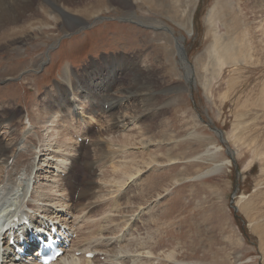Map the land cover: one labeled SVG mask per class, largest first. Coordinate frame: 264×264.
I'll return each mask as SVG.
<instances>
[{"label": "rangeland", "instance_id": "obj_1", "mask_svg": "<svg viewBox=\"0 0 264 264\" xmlns=\"http://www.w3.org/2000/svg\"><path fill=\"white\" fill-rule=\"evenodd\" d=\"M38 1L54 15L50 0H33ZM130 3L94 1L84 13L83 4L70 1L64 9L83 23L72 27L60 11L55 23L42 22L38 11L34 27L1 39L0 98H11L5 105L9 115L20 113L4 116L0 108V137L6 143L19 141L9 167L22 152L32 156L37 152L41 157L34 163L30 157L22 159L26 163L17 176L26 177V200L41 205L44 201L38 198L44 197L58 211L74 209L73 216L64 218L79 230L75 247L83 253H69L66 259L116 264L124 254L131 259L127 264H264V29L260 26L264 16L259 7L264 0ZM187 12L192 22L189 31L183 23ZM174 36L181 39L188 59L180 57ZM215 39L221 41L220 47L233 46L239 63L227 60L220 70L213 63L208 72L211 82L205 87L198 70L204 72L201 60L213 54ZM242 45L249 48L247 60L242 58ZM131 59L142 70L149 65L153 73L135 75L132 70L137 67ZM184 65L192 68L188 69L193 76H187ZM68 72L80 87L69 98L82 116L72 114L54 123L44 111L54 101L58 85L66 84ZM124 86L133 92L118 108L125 115L118 124L112 116L115 103L102 97L109 98ZM87 92L93 101L83 98ZM91 106H96L94 111ZM135 108L143 109L146 116L134 119ZM36 141L42 152L35 148ZM60 142L67 146L58 148ZM82 143L83 150L87 145L93 148L88 157L93 176L89 178L87 161L80 158L67 190L64 178L70 159L65 168L49 157L52 163L46 166L43 155L55 151L54 155L73 157L76 145ZM220 162L225 164L215 172L213 167ZM123 177L125 183L117 184ZM90 180L96 184L91 198L86 205L71 207V201H78L76 182L82 188L85 183L90 186ZM17 186L13 193L18 195ZM3 201L0 198V215L5 216L4 209L16 206L3 208ZM129 214L133 217L127 223ZM112 227L116 230L110 231ZM105 237H113L117 244L109 243L108 249L124 246L127 254L116 249L114 255L103 248L94 258H85L88 250L98 251L92 248Z\"/></svg>", "mask_w": 264, "mask_h": 264}, {"label": "bare ground", "instance_id": "obj_2", "mask_svg": "<svg viewBox=\"0 0 264 264\" xmlns=\"http://www.w3.org/2000/svg\"><path fill=\"white\" fill-rule=\"evenodd\" d=\"M51 3H52V8H53V14H48V10L46 8V5L45 4H42L40 1L38 2H33V0H0V41L2 38H7V37H10L12 35H15L17 33H20L21 31L23 32L27 27L31 28V27H34L35 25V20L37 18H34L37 14V12L39 11V13L42 14V18L39 19L40 21L44 22V21H47L48 19L52 20L53 23L56 22V19L58 18L57 16V12L60 11L61 15L67 19H65L66 21L69 22V24L74 27L75 24L77 23H83L81 22L80 18L78 17H71L70 14H68V12H66V10L64 9V7L66 6H70V1L74 4L76 3H81L83 4V6H80L81 7V11L86 13L88 12L89 10V7L92 6L94 7V1H100V0H50ZM118 1H121L122 3H129V4H132L130 3L131 0H118ZM133 2V1H132ZM74 7H76L77 5H74ZM153 6V5H151ZM260 7V11L263 13V16H264V11L261 9L262 7H264V4L262 5H259ZM49 8V7H48ZM79 9V7H78ZM51 10V9H50ZM62 10V11H61ZM191 10V9H190ZM190 10H188L190 12ZM29 12V13H28ZM24 14H27V16L25 15L24 17ZM183 15V13H181ZM53 17L52 19L50 18V16ZM60 16V15H59ZM61 17V16H60ZM212 19H214L213 17H211ZM183 20V19H182ZM73 21H76V23H74ZM185 21V22H184ZM189 22H191V19L189 20V16H188V12L186 13V15H184V20H183V23H185V27H187L188 31H189ZM192 24V22H191ZM263 22H260V26L264 29V26H263ZM70 26V27H71ZM57 27V26H56ZM245 32V31H244ZM175 40H177V44L175 45L176 47V50L177 52L179 51V55L180 57L182 58V60L184 61V59L186 58L185 55H187L186 51H185V48H184V44L182 43L181 39H176V37L174 36L173 37ZM173 39V40H174ZM219 39H215V42L213 44V54L209 53V55L205 56V58H207L205 61L204 59L201 60V63H200V67L202 70H204V72H202L201 70L199 71L198 70V77L203 81V85L205 87H208L210 85V77H209V71H210V66L213 65V63H216V65L218 66V70H220L224 64L226 63L227 60H231L232 62L234 63H239V60H235L236 58H238V51L235 50V48L233 46H230V45H227L224 47V45H222L221 47L219 46ZM221 44H224L223 41ZM242 48L244 49L243 51V59L246 58L247 60V57L250 55L249 53V48L245 49V45H242ZM217 52V54H216ZM216 54V58L215 59H211V57L213 55ZM183 55H184V59H183ZM251 57V56H250ZM250 57L248 59H250ZM241 58V59H242ZM240 59V60H241ZM187 60V59H186ZM251 60V59H250ZM131 61L134 63L133 65L135 67H137V70H132V72L135 74V75H144L147 77L148 74H151L153 73V69L151 67H147V70L144 69L142 70V68L140 66L142 65H139L138 62L136 61V59H131ZM231 62V63H232ZM245 63H247L245 61ZM189 64V63H188ZM183 66V65H182ZM184 67H186L187 69L190 68L192 70L191 67H188V65H184ZM190 69L187 70L188 72V75L187 76H193L192 75V71L190 72ZM197 69V68H196ZM217 70V72H218ZM193 72H194V69H193ZM132 73V75H133ZM217 75V74H216ZM215 76V75H214ZM145 77V78H146ZM135 78V77H134ZM141 78V77H140ZM144 78V77H142ZM191 79V78H190ZM200 80V81H201ZM247 82V81H246ZM77 83L78 82H73L71 76H70V73L68 72L66 74V84L65 85H58V93L55 95V98H54V101L51 103L49 109H45L44 113H47L49 115V117L51 118L52 117V121L54 122V120L56 121V119L58 120V122H61L63 121L64 119H66V116H70L72 114H74L75 117H79L80 115V111H78L76 108H78V106L76 105L75 106V102L74 101H71L70 98H69V95L74 93V92H77V90L80 88V87H77ZM135 84V83H134ZM133 84V85H134ZM131 86V85H130ZM135 87V86H134ZM117 90H120L119 88ZM56 92V90H54ZM133 90H131V87H126L124 86L123 88L121 87V91L120 94L119 92H112L110 97L108 98L106 95H103L102 97V101L104 100H107L109 99L110 103H115L116 107L114 106L115 110L112 111V116L114 117L113 119H117V122L118 124H121L122 121L125 120V115H123L124 113L120 112V110L118 109L119 107H123V104L126 102V97H128V95H130V93H132ZM53 93V92H52ZM54 95V94H53ZM78 95V94H77ZM68 96V97H66ZM132 97V96H131ZM84 99L86 98H89L90 100L93 101V99L91 98L90 94L85 93V95L83 96ZM82 98V99H83ZM11 98L9 96H7L6 98L4 99H1L0 98V108L3 109V115L4 116H7L9 115V113L7 112L6 110V103H8V101L10 100ZM136 99V97H135ZM75 100V99H74ZM124 100V101H122ZM154 101V100H153ZM45 102V101H44ZM51 102V101H50ZM80 102V101H79ZM262 103V102H261ZM79 104V103H78ZM46 105V104H45ZM83 106V105H82ZM81 107V106H80ZM96 107V106H95ZM95 107L94 106H91V111H94L95 110ZM134 107V106H133ZM127 108V107H126ZM86 109V108H85ZM88 109V108H87ZM136 111L133 115V117H135L134 119H141L142 117L144 118L145 113L143 112L144 110L141 109V108H135ZM20 113H18L17 111H14L12 113V115H9V116H14V115H18L19 116ZM42 116V115H41ZM82 116V115H80ZM2 118V117H0ZM80 118V117H79ZM84 117H82L81 119H83ZM43 119V118H42ZM52 122V123H53ZM1 123V121H0ZM55 123V122H54ZM71 123V122H70ZM139 123V122H138ZM69 125V124H68ZM118 126V125H117ZM141 128H144L140 125ZM31 128V127H30ZM28 128V129H30ZM140 128V129H141ZM144 130V129H143ZM27 133H25V137L26 135L29 134L28 131H26ZM32 131L30 130V133ZM67 132V131H66ZM62 133V132H61ZM200 133V132H199ZM202 133V132H201ZM33 134V133H32ZM30 134V135H32ZM66 134V133H65ZM127 134V133H126ZM126 134H124L126 136ZM131 134V133H130ZM141 134H142V131H141ZM196 134V133H194ZM203 134V133H202ZM72 135V134H71ZM129 135V134H128ZM127 135V137H128ZM133 135V134H132ZM144 135V134H143ZM68 135L66 134V137ZM64 137V135H63ZM69 137V136H68ZM88 137V136H87ZM130 137H128L127 139H129ZM144 138V137H143ZM66 139V138H65ZM70 139V138H69ZM94 139V138H93ZM126 139V137L124 138V140ZM126 139V140H127ZM135 139V138H134ZM16 139H13L12 142L10 143H6L3 141V139L0 137V161L2 160L3 162V165L0 167V184L3 183L2 186H0V198H2L4 201H3V208L4 206L6 207V205L11 207L13 205L16 206V208L14 209H4L6 212H7V215L8 217H6V219L4 220L3 224H8L9 221H11L10 219L13 217L14 219L16 218V216H18V214L21 212V211H24L22 213H20V218H18L16 221H15V225H19L20 224V221H22L24 219V217L30 216L31 220H33V222H36L38 224V227H39V230H42L43 228H48L50 226H52L49 222V219H57V218H61L62 217V214L65 213V214H72V216L74 215V209H72L71 211H66V209H61L58 211V209L55 211V209L53 208V205H51L50 203L48 202H52L50 200H48V198H44L42 197L41 199L38 198V200H43L44 203L41 204V205H38V204H33V202L28 199L26 200V196H27V192L29 191V187L27 188V184L24 182V180L26 179V177H20L18 178L17 176L19 174H21V171L23 169V167L25 166V163H26V160L30 157L31 159H33V162H35L36 158L38 157V153L35 152L33 153V156L30 154V153H24L22 152L21 153V157L19 160H15L14 163H11V167H9V159L14 157L15 154H16V148L14 147L15 145H18L19 141L18 142H15ZM30 138L27 139L28 142ZM71 140V139H70ZM150 140V139H149ZM26 141V140H25ZM144 141V140H143ZM147 141V140H146ZM107 142V141H106ZM127 142V141H125ZM36 143V146L35 148L39 149L38 147H40L39 149V152H42L43 149H42V145L39 144V142H35ZM58 143V142H57ZM102 143V142H101ZM13 144V145H12ZM71 144V143H70ZM69 144V145H70ZM77 144V142L75 143ZM27 145V144H26ZM31 145V144H30ZM66 145L65 142H60L57 146L58 148L60 147H64ZM80 144H78V147L76 145V149H75V152H76V156H73V157H70V156H61L60 153H57V155H54L53 153H56L55 151H51L50 153H47L44 156L43 159V162L45 164V162H47V165H50L52 162H50V160L47 161V159H49V157L51 158H56V160L58 161V163L62 164L65 168L67 167V163L66 161H69L70 159V165L66 168V178H64V181L66 182L65 186L66 189L70 190L71 189V183L73 180H75L76 178V170L75 168H77V164L78 162H80V158H85L86 161H87V167H88V171H87V167L86 165L84 166V170L87 171L88 175H89V178L91 177V175L93 176V172H94V169H93V166H92V161L91 159L92 158H88L89 155L91 154V150L93 149H90V146L87 145V147L83 150V147L82 146H85V143H82L80 146ZM67 146V145H66ZM72 146L74 145H71V148H73ZM28 147V145L26 146ZM218 148V147H217ZM216 148V150H217ZM64 149V148H63ZM104 149V148H103ZM47 150H50L49 149V146L47 148ZM71 150V149H70ZM208 151H210L208 149ZM216 152V151H215ZM62 153V152H61ZM52 154H53V157H52ZM59 154V155H58ZM16 157V156H15ZM27 159H26V158ZM39 157H41L39 155ZM25 158L26 160L23 161L22 159ZM28 161V160H27ZM42 161V160H41ZM84 161V160H82ZM81 161V162H82ZM226 163L228 161H225ZM225 162H220V163H216L213 167V170H215V172H218V171H221V167L225 164ZM58 163H56L58 165ZM1 165V164H0ZM38 165V164H37ZM42 165V164H41ZM84 165V163H83ZM43 166V165H42ZM61 166V165H59ZM29 168H30V171L33 172V165H29ZM7 169V170H6ZM25 169V168H24ZM59 169V168H58ZM45 170V169H44ZM131 170V168H130ZM48 171V170H47ZM78 171V170H77ZM125 171L127 172V169H125ZM133 171V170H132ZM137 171V170H136ZM211 171H208V172H205L203 173L202 175H207V173H210ZM214 172V171H212ZM27 173V172H26ZM17 174V175H15ZM127 174V173H126ZM130 173H128L127 175H129ZM46 175V174H45ZM16 176V177H15ZM39 175H36L35 177V182L37 183L38 180V177ZM41 176V175H40ZM47 177V176H46ZM78 178V177H77ZM87 180V179H86ZM125 178L123 177L122 180L118 181L117 184H122V183H125ZM63 181V183H64ZM91 181V185L86 187L88 184L85 183V185L81 188V185H80V182H79V185L76 181V186L73 187V189L75 190H79L78 191V201L76 204H74L75 202L74 201H71L72 204L71 207H77V205H86L85 200H89L91 197V192L94 191V188H95V183ZM17 182H19V185L17 184ZM74 184V183H73ZM72 184V185H73ZM83 184H84V181H83ZM95 184V185H94ZM18 185V186H17ZM40 185V184H39ZM39 185H37V189H39ZM78 185V186H77ZM19 188L18 189V195L16 193H13V191L15 190L16 191V188L14 189V187ZM51 191L53 188H50ZM81 189V190H80ZM69 192V191H68ZM34 193V192H33ZM37 193V191L35 192V194ZM15 194V195H13ZM31 194H32V191H31ZM34 194L33 198L34 199H37V196ZM38 195V194H37ZM42 195H44L42 193ZM41 195V196H42ZM60 195V194H59ZM44 196H47V195H44ZM52 196V195H51ZM71 195H69L68 197H70ZM73 196V195H72ZM48 197V196H47ZM93 197V196H92ZM50 199V198H49ZM75 199V198H73ZM6 200V201H5ZM72 200V199H71ZM116 200V199H115ZM59 202V201H58ZM53 203H56V202H53ZM31 205V206H30ZM88 205V204H87ZM22 206H26V208H30L33 212H38L39 214L36 215V213L33 215L32 213L28 212L27 210H24V208H22ZM89 206V205H88ZM53 208V209H52ZM88 209V208H87ZM90 210V208H89ZM5 211H4V214H5ZM67 213H66V212ZM71 212V213H70ZM3 213V212H1ZM128 213V212H127ZM132 215V214H131ZM131 215L129 214L126 222H130L131 221ZM2 216V215H1ZM4 216V215H3ZM59 216V217H58ZM126 217V216H125ZM133 217V215H132ZM63 218V217H62ZM115 219V218H113ZM66 221H68L66 218L64 219ZM58 221V220H56ZM115 222H117V220H115ZM65 224V223H64ZM70 224V223H69ZM118 224V222L116 223ZM72 227L73 224L71 225ZM124 226V225H123ZM118 228V227H117ZM21 229V228H20ZM71 231L73 230L71 227L69 228ZM108 229H106L105 231L107 232ZM111 230H116V227H112L110 229ZM11 231H14V228L13 229H10L9 231H6L4 233V236H6L8 233H10ZM0 232H1V221H0ZM74 232H77V236L76 238L71 241V244H70V249H71V252L72 254L76 253L79 248H76L75 246L78 247V245H76V240L79 238V230H75L74 228ZM85 234V233H84ZM82 233V238L83 235ZM104 235L106 236H109L111 235V233L109 234H106L104 232ZM119 235V234H118ZM123 234H121L119 237H121ZM86 236V235H84ZM91 237V236H90ZM89 237V238H90ZM118 237V236H117ZM89 238H85V239H89ZM114 238L112 237H105L104 240H102L101 242L102 243H99L97 242L99 245L98 246H94L92 248V250H98L96 251L97 255L98 253H101L99 252V250L105 248L108 252L110 253H114V255L116 254L115 250L116 249H119L121 251H119L118 253H125L127 254V252L124 249H126V247L124 246H119L120 248H112V249H108L109 247V243L111 244H116V241H113ZM119 239V238H118ZM91 241V240H90ZM6 243V248L8 249L7 251V256H6V260H4L5 262H14L13 260V256H12V252H14V248L10 247L7 245V242ZM134 244V243H133ZM74 245V246H73ZM87 245V244H86ZM95 245V244H94ZM132 245V243L130 244ZM129 246V245H127ZM75 247V249H74ZM80 247H83V246H80ZM116 247H117V244H116ZM87 248V246H86ZM85 248V249H86ZM140 248H144L143 246H141ZM154 248V245L150 246L149 249H153ZM74 249V250H73ZM132 249V248H131ZM11 250V251H10ZM128 250V249H127ZM139 247L138 249H134V252L136 251H139ZM87 251V250H86ZM89 252H91V250H88ZM103 251V250H102ZM105 251V250H104ZM106 251V252H107ZM131 251V250H130ZM133 252V251H132ZM69 255V254H68ZM78 255V254H77ZM123 256L122 257V260L121 261H118V263L116 264H127L131 261V259H128L124 254H122ZM170 255V254H169ZM66 256V255H65ZM65 256H63V258H60L59 260H57L56 262H54L53 264H81L80 262H77V261H74V260H71L69 259V257H67V259L65 258ZM116 257V256H114ZM85 258H88L86 257L85 255ZM90 258V257H89ZM138 258V257H137ZM28 259H32V256H29ZM9 260V261H8ZM135 260V258H134ZM100 261V260H99ZM99 263V262H98ZM5 264V263H3ZM12 264H15V263H12ZM104 264V263H103Z\"/></svg>", "mask_w": 264, "mask_h": 264}, {"label": "water", "instance_id": "obj_3", "mask_svg": "<svg viewBox=\"0 0 264 264\" xmlns=\"http://www.w3.org/2000/svg\"><path fill=\"white\" fill-rule=\"evenodd\" d=\"M186 53H187V52H186ZM185 56H186V55H185ZM186 57H187V56H186ZM187 59H188V57H187ZM220 138H221L222 141H224V138H223V135H222V134L220 135ZM233 153H234V152H233ZM237 172H238V171H237Z\"/></svg>", "mask_w": 264, "mask_h": 264}]
</instances>
